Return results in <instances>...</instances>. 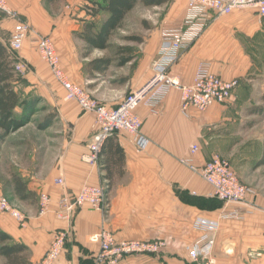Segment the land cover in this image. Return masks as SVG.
<instances>
[{"label":"crops","instance_id":"1","mask_svg":"<svg viewBox=\"0 0 264 264\" xmlns=\"http://www.w3.org/2000/svg\"><path fill=\"white\" fill-rule=\"evenodd\" d=\"M5 2L18 18L0 11V42L8 46L15 25L19 20L25 21L35 35L50 37L69 81L81 83L88 71L85 63L91 59L89 54L84 56L78 50L81 44L85 48V44L74 36L77 21L68 12L51 14L49 7L53 0ZM186 3L187 0H169L165 5L152 7L163 8L164 13L125 64L129 73L123 89L136 90L152 76L162 33L180 27ZM81 14L79 27L83 28L91 18L85 11ZM208 17L205 30L181 51L168 73L183 85H190L198 65L206 62L210 71L222 80L239 81L230 101L204 111L193 107L182 111L180 93L172 89L157 109L139 106L136 110L142 121V133L150 140L148 148L139 152L131 135L118 131L109 138L99 166L82 160L96 129L95 115L65 99V91L49 67L38 69L41 63L30 53V37L25 41L18 58L34 69V74L24 77L26 88L37 89L34 94L47 102L60 131L58 155L49 169L46 172L19 169L10 175L4 187L14 197L13 203L24 217L25 226H20L9 214H0V230L13 242L28 248V264L41 260L59 230H66L67 236L64 250L54 264H95L98 247L89 242V236L102 228L116 241L165 244L159 254L130 256L117 264H192L186 247L202 236L192 227L197 218L218 223L210 257L213 264H264V134L257 131L259 118L252 111L264 107V68H259L250 54L251 44L264 39V18L250 8L214 19ZM44 80L48 84L43 85ZM96 99L108 108L121 103V99L111 101L100 91ZM191 145L198 146L195 154L190 153ZM119 154L121 163H114ZM215 156L226 159L241 184L252 190L244 204L220 202L213 196L212 186L190 168L200 169ZM182 160H189L190 164ZM108 174L110 180L106 178ZM13 177L19 179V192ZM58 178L63 179L62 186L55 184ZM102 184L109 189L105 220L88 205L78 208L69 222L56 217L64 193L74 196L83 186ZM43 193L50 197V208L39 215V196ZM26 194L28 198H20ZM232 211H238L237 219L224 218Z\"/></svg>","mask_w":264,"mask_h":264},{"label":"built area","instance_id":"2","mask_svg":"<svg viewBox=\"0 0 264 264\" xmlns=\"http://www.w3.org/2000/svg\"><path fill=\"white\" fill-rule=\"evenodd\" d=\"M246 8L255 9L259 17L264 18V0H187L185 16L180 27L162 33V41L152 63V76L141 87L129 92L116 108H108L92 99L83 88L69 81L50 37L36 35L35 50L41 60L48 65L56 82L64 89L65 99L75 101L82 111L92 112L95 115L96 129L89 138L88 151L82 156V160L89 165L99 166L104 142L118 131L131 135L136 149L139 152L145 151L150 140L142 133V121L136 110L139 106H146L152 110L157 109L172 89L180 93L182 111L188 107L204 111L214 104H225L230 101L234 90L239 86V81L222 80L210 71L208 63L202 62L198 65L190 85L180 83L168 73V70L177 61L181 51L188 48L205 30L210 20L208 16L211 15L214 19ZM0 11L18 18L9 9L5 0H0ZM30 29L31 27L22 20L15 25L8 43V48L13 54L18 55ZM25 68L27 69V65L21 61L14 65V71L22 78L26 75ZM197 151L198 146L191 145L190 153L195 154ZM181 162L186 165L190 164L189 160ZM190 168L212 186L213 196L226 205L244 204L247 195L252 192L241 184L229 162L221 157H213L200 169L192 166ZM55 184L62 186L64 181L58 178ZM84 205L99 211L105 220L109 212L106 187L103 184L83 186L74 196L64 193L59 200L55 215L59 220L69 222L74 212ZM49 208L50 197L43 193L39 196V215L46 214ZM0 214H9L20 223V226H25L24 217L13 210L6 198L1 195ZM238 217V211L224 215V218L237 219ZM192 227L200 231L202 236L186 247L189 259L192 264H213L210 257L218 223L197 218ZM66 236V230L57 231L44 256L37 264H54L64 250ZM89 242L98 247L94 255L95 264H117L130 256L156 255L165 246L162 241H116L113 235L104 228L91 234Z\"/></svg>","mask_w":264,"mask_h":264},{"label":"rangeland","instance_id":"3","mask_svg":"<svg viewBox=\"0 0 264 264\" xmlns=\"http://www.w3.org/2000/svg\"><path fill=\"white\" fill-rule=\"evenodd\" d=\"M53 1L54 2L49 7L50 13L57 14L68 12L69 15L77 21L75 23V25H77L76 31H74V36L77 37V34L83 29L82 27H79L81 26V18H78V16L82 15L81 12L86 10V5L89 4L91 0ZM1 12L10 17L7 13L3 11ZM163 13V8L144 7L140 4L137 5L126 16L122 28L117 30L111 37V48L105 51L95 50L89 53V59L91 60L103 57L111 59L112 63L109 68L100 75H93L90 72L85 71V77L78 86L83 88L88 95L96 101H98L96 99L98 91L105 93L111 101H116L117 99H121L122 101L129 93L128 90L123 89V81L129 73V66H118V61L120 59V52L118 49H129L131 55L133 52L138 51L140 42L130 39H132V37H138L142 40V37L147 35L148 31L152 30L154 26L160 23ZM104 18V15L99 17L97 21L98 25ZM35 34L33 33V30L30 29V33L25 41H28L27 39L30 37V53L33 55L36 62L41 63L38 66V69H40L43 66L48 65L41 60L39 54L35 51ZM82 45L83 44L79 46L78 50L84 55L86 49L83 48L84 46ZM251 45L253 48H251L250 54L255 58L257 66L259 68H264V39H260L258 43H253ZM15 57H17L16 63L20 61L24 63L18 58V55ZM85 64L87 65V62ZM30 68L31 67L28 65L27 69L25 68L26 75L34 74V69ZM46 84H48V81L44 80L43 85ZM34 89L26 88V83L20 84L18 87V91L24 98L34 96ZM50 114L55 116L54 112L48 108L47 102L40 100L33 114L30 116L29 123L16 132L9 134L4 139V142L0 144V195L6 198L10 207L17 212H19V210L13 203L14 197L9 193H6L4 188L7 187L6 184L10 175L17 172L19 169H34L37 172H46L54 163L58 155V150L60 148V131L59 127L54 124L55 120H52V122L46 126V117ZM258 118L259 123L257 131L264 134V116H258ZM103 185L106 187V195L108 197V185ZM0 264H4L2 258H0Z\"/></svg>","mask_w":264,"mask_h":264},{"label":"trees","instance_id":"4","mask_svg":"<svg viewBox=\"0 0 264 264\" xmlns=\"http://www.w3.org/2000/svg\"><path fill=\"white\" fill-rule=\"evenodd\" d=\"M169 0H91L86 6V15L90 20L83 25L81 32L77 34L85 44V54L87 56L93 50L105 51L111 48L110 39L113 34L122 28L126 16L137 6L144 7L162 6ZM101 15H104L103 21L98 25L97 21ZM136 42H140L138 37H132ZM120 59L118 66H124L130 60L131 51L129 49H118ZM13 54L8 46L0 42V144L11 133L29 123L30 116L33 114L36 106L40 102V97L28 96L24 98L18 91L20 84L26 83L24 78L20 77L14 71V65L17 57ZM112 60L109 58H99L89 61L86 65L87 70L94 73H104L111 65ZM264 101V95L262 97ZM254 111L258 116H264V107L255 108ZM55 116L50 114L46 117V126H48ZM109 138L104 142L101 156L105 154V148ZM117 150H114L116 153ZM121 154L115 157L114 163H121ZM104 168L107 165L104 164ZM108 180L109 174L106 176ZM15 189L21 191V184L17 177H13ZM29 194L20 196L26 199ZM65 245V244H64ZM0 258L4 264H28V248L21 243L13 242L11 237L0 230Z\"/></svg>","mask_w":264,"mask_h":264}]
</instances>
